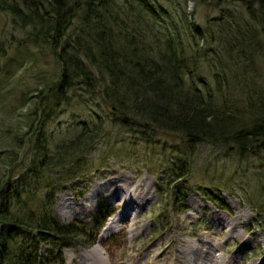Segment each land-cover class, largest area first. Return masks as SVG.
<instances>
[{
    "label": "rangeland",
    "instance_id": "374dc122",
    "mask_svg": "<svg viewBox=\"0 0 264 264\" xmlns=\"http://www.w3.org/2000/svg\"><path fill=\"white\" fill-rule=\"evenodd\" d=\"M33 1L0 0V179L10 176L9 194L0 192V202L18 189L36 212L86 229L72 236L74 247L42 241L39 255L56 264H264L263 147L242 154L208 142L194 144L178 133L153 135L148 125L143 140L116 124L119 117L106 106L96 109L95 97L85 92L67 104L50 105L54 110L47 111L42 128L30 130L36 102L58 78V61L51 49L34 41L19 49L31 30L16 24L1 4L25 7ZM246 9L235 0L188 5L193 25L213 27L223 16L252 23L264 47L261 25ZM85 10L77 8L73 25ZM260 61L264 72V53ZM209 73L205 63L198 75L207 81ZM101 121L103 135L80 163L49 170L36 183L29 168L38 135L55 151L80 135L81 122L99 126ZM18 137L27 140L22 149ZM118 186L124 188L117 191ZM115 190L111 196L104 192ZM105 207L110 216L102 223ZM24 240L19 237L17 245Z\"/></svg>",
    "mask_w": 264,
    "mask_h": 264
},
{
    "label": "trees",
    "instance_id": "16d2710c",
    "mask_svg": "<svg viewBox=\"0 0 264 264\" xmlns=\"http://www.w3.org/2000/svg\"><path fill=\"white\" fill-rule=\"evenodd\" d=\"M190 1L1 4L16 24L31 30L19 49L34 41L51 49L58 61V78L46 85L36 102L33 115L37 124H31L30 130L36 132L49 119V111L54 110L50 105L67 104L77 93L85 92L95 97L96 109L106 106L119 117L114 119L116 124L127 126L143 140L148 138L144 135L148 125L155 129L153 135L178 133L194 144L208 142L242 154L264 148V72L260 61L264 47L259 32L239 17L223 16L213 27L193 25ZM235 1L261 25L264 37V0ZM84 6L79 23L73 25L77 8ZM205 63L211 72L207 81L198 75ZM128 117L138 123L130 124ZM102 124L81 122L80 135L68 144H59L55 151L38 135L29 168L36 183L40 184L49 170L80 163L101 139ZM26 141L18 137L16 143L22 149ZM3 178L0 192L5 195L10 191L5 189L10 176ZM14 195L4 196L0 202V264H56L39 255L40 243L74 247L78 243L72 236L86 232L85 226L60 224L51 214L36 212L31 200L22 199V191L16 189ZM104 209L106 214L102 210L99 218L102 223L110 216ZM21 236L25 240L17 245Z\"/></svg>",
    "mask_w": 264,
    "mask_h": 264
},
{
    "label": "bare ground",
    "instance_id": "6f19581e",
    "mask_svg": "<svg viewBox=\"0 0 264 264\" xmlns=\"http://www.w3.org/2000/svg\"><path fill=\"white\" fill-rule=\"evenodd\" d=\"M125 186H126V185H125ZM118 187H119V186H118ZM123 188H124V187H119V189H118L117 191H120V190H122ZM117 191H116V190H115V191H112L111 194H108L107 191H104V192H105V194H106L107 196H111V195L115 194ZM95 192H98V190L95 191ZM131 203H132V201L129 200V204H128L127 208H129V206L131 205ZM64 214H65V213H61V215H64ZM114 222H115V219H112V221H110V223L108 224V227H107V228H111Z\"/></svg>",
    "mask_w": 264,
    "mask_h": 264
}]
</instances>
